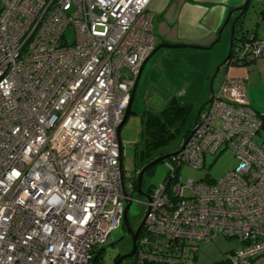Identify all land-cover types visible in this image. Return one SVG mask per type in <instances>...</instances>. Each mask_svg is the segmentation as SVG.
Masks as SVG:
<instances>
[{
	"label": "built area",
	"instance_id": "2783aa9c",
	"mask_svg": "<svg viewBox=\"0 0 264 264\" xmlns=\"http://www.w3.org/2000/svg\"><path fill=\"white\" fill-rule=\"evenodd\" d=\"M151 1L0 0V264H92L122 227L137 173L117 128L156 45ZM262 56L264 39L236 36L233 61ZM191 130L138 201L132 264H197L218 235L239 243L218 264H264V137L244 79L225 76ZM225 149L231 170L181 181Z\"/></svg>",
	"mask_w": 264,
	"mask_h": 264
},
{
	"label": "crops",
	"instance_id": "0c3cea01",
	"mask_svg": "<svg viewBox=\"0 0 264 264\" xmlns=\"http://www.w3.org/2000/svg\"><path fill=\"white\" fill-rule=\"evenodd\" d=\"M243 3L244 0H152L148 12L156 36L155 47L183 44L203 48L158 47L140 74L133 100L141 88L148 89L162 78L169 92L165 108L172 102L185 106L186 123L190 124L208 104L211 93L219 88L222 79L229 76L244 79L249 106L264 117V56L242 64L223 65L215 72L230 50V25L238 12L232 13L226 26L225 21L230 11H235ZM262 9L264 4L257 10L255 25L244 26L243 31L234 33L233 37L248 31L264 39V19H258ZM194 108L197 112L191 115ZM127 118L128 115L124 122ZM260 137H264V129Z\"/></svg>",
	"mask_w": 264,
	"mask_h": 264
},
{
	"label": "rangeland",
	"instance_id": "374dc122",
	"mask_svg": "<svg viewBox=\"0 0 264 264\" xmlns=\"http://www.w3.org/2000/svg\"><path fill=\"white\" fill-rule=\"evenodd\" d=\"M264 0H252L249 6V10L246 16L245 26L255 25L257 22V10L261 7ZM70 28L67 30V35L70 36ZM229 50V48H228ZM228 52V51H227ZM142 90L137 93V97L134 98L130 113L127 120L124 122L120 133L119 139L122 143V170L125 176H131L139 172V168L145 161V157L140 155V147L147 139V134L142 130V122L148 115L147 113H159L165 109L167 105V98L169 92L167 85L163 79L160 78L158 83L148 89L141 88ZM195 109V108H194ZM192 109L191 115L197 112V108ZM187 128V125L181 124L179 132L174 138L170 140L167 145L159 144L158 148H154L150 151V157H158L163 154L171 153L178 150L183 144V131ZM135 143V144H134ZM136 145V147H134ZM237 163L233 153L229 149H225L220 153L213 155H206L204 166L197 168L191 165H184L180 168L181 181L186 183L188 179L192 180H217L224 175L227 171L231 170ZM167 172L166 159L155 164L150 172L145 173L142 179V190L144 194H147L150 188L158 186L162 183ZM189 188L186 186L184 193L188 194ZM127 217L128 223L132 230H136L139 222L142 220L145 214V206L138 201H145L146 197L142 195H134ZM125 234L124 229L119 227L113 230L109 236L108 241L105 244L104 250L100 254V260L98 264H113V258L116 254L127 251L130 248V238L122 236ZM122 238V239H121ZM239 243L234 239H227L221 235H218L208 242L201 243L197 264H212L217 261H221L224 258V254L231 250L236 249ZM133 257L123 260L120 264H132Z\"/></svg>",
	"mask_w": 264,
	"mask_h": 264
},
{
	"label": "trees",
	"instance_id": "16d2710c",
	"mask_svg": "<svg viewBox=\"0 0 264 264\" xmlns=\"http://www.w3.org/2000/svg\"><path fill=\"white\" fill-rule=\"evenodd\" d=\"M260 17L258 16V19H264V9L259 11ZM237 35V34H236ZM236 39V36L233 37L232 44L230 46V56L229 59L226 62L225 66L230 65H237L242 64L244 62L249 61V59H246L242 63H238L236 61H233L232 58V49L233 44ZM175 103V102H174ZM148 115L142 122V130L147 134V139H145L144 143L140 147V155L141 157H145V162H143L142 166L139 168V170L146 165L149 161L154 159V157H150L149 153L154 148H158L160 146L159 144L167 145L172 138L176 136V134L179 132V127L181 124L187 125V128L183 131L182 136L183 140L188 137L190 134V130L192 127V124L196 118L190 123L187 124L186 122V116H187V110L185 106L178 105V104H170L165 109H163L158 114L153 113H147ZM262 120V129H264V117L260 116ZM152 168V167H151ZM151 168L145 171V173L150 172ZM136 182V181H135ZM103 251L100 250L96 253L92 264H98L100 260V254ZM216 264L219 263V261L214 262Z\"/></svg>",
	"mask_w": 264,
	"mask_h": 264
},
{
	"label": "water",
	"instance_id": "95a60500",
	"mask_svg": "<svg viewBox=\"0 0 264 264\" xmlns=\"http://www.w3.org/2000/svg\"><path fill=\"white\" fill-rule=\"evenodd\" d=\"M251 1L252 0H244V3L240 7H238L235 11H233V10L230 11V13H229V15H228V17H227V19L225 21V26H226V24L228 23L231 15H232V13L238 12L237 15L234 17L231 25H230V28H231L230 46L232 44V40H233L234 33L243 31V27L245 26L246 16H247V13H248L249 6H250ZM158 47H162V48H166V49H171V48H185V47H191V48H195V49L203 48V47H200L199 45L162 44L161 46H156L154 48L152 54L158 49ZM229 56H230V50H229L227 56L225 57V59L222 61V63L216 68L215 72H217L221 66L226 65V62L229 59ZM146 62H147V60L144 62V64H142V66L139 69V72H138V75H137V78H136L134 87H133L132 92H131L130 100L128 102V105L126 107V110L124 111L123 120H122L120 126L117 128V135L118 136H119V132H120L121 125L123 124L124 120L126 119L128 113H129V109H130V106L132 104L133 95H134V92H135V89H136V85H137L138 79L140 77V74H141L144 66L146 65ZM212 94H213V92L211 93V96H210V99L208 100V103L211 101ZM198 113H197V115H198ZM190 131H192V130H190ZM185 143H186V140H184V142L181 145V147ZM177 151L178 150H176L174 152H171V153H167V154L160 155V156L152 159L151 161H149L146 165H144L139 170V172H138V174L136 176V190H135V192H136L137 195L145 196V194H144V192L142 190V179H143V176H144L145 171L148 170L149 168L153 167L158 162L163 161L164 159L168 158L169 156L175 154ZM121 165H122V162L120 161V166ZM129 205H130L129 200H126L125 206H124V210H123V217H122V227H123V229L125 231V234L122 236V238L124 236H126V235H130L131 236V248H130V250L127 253L122 254L121 256H119L113 262V264H120L123 260L128 259V258H131L132 256H134L135 248H136V238H137V235H138V233H139V231H140V229H141V227L143 225V222H144V219H142L140 221V223L138 224V226H137V228H136L135 231H133L131 229V227L129 226L128 217H127ZM104 247H105V245H104ZM104 247L102 248L103 250H104Z\"/></svg>",
	"mask_w": 264,
	"mask_h": 264
},
{
	"label": "flooded vegetation",
	"instance_id": "af4514ba",
	"mask_svg": "<svg viewBox=\"0 0 264 264\" xmlns=\"http://www.w3.org/2000/svg\"><path fill=\"white\" fill-rule=\"evenodd\" d=\"M145 174V173H144ZM140 223V222H139ZM141 230V229H140ZM134 231V230H133ZM125 232V231H124ZM140 232V231H139ZM139 234V233H138ZM138 236V235H137ZM126 237H129L130 238V243H131V236L130 235H127ZM137 239V238H136ZM130 248H131V244H130ZM130 248L127 250V251H125V252H122V253H118V254H116L115 256H114V258H113V261H112V263L119 257V256H121L122 254H125V253H127L129 250H130ZM133 257V256H132ZM131 257V258H132Z\"/></svg>",
	"mask_w": 264,
	"mask_h": 264
},
{
	"label": "clouds",
	"instance_id": "9594fccd",
	"mask_svg": "<svg viewBox=\"0 0 264 264\" xmlns=\"http://www.w3.org/2000/svg\"><path fill=\"white\" fill-rule=\"evenodd\" d=\"M167 159V158H166ZM137 174H138V172H137ZM137 176V175H136ZM123 228V227H122Z\"/></svg>",
	"mask_w": 264,
	"mask_h": 264
},
{
	"label": "bare ground",
	"instance_id": "6f19581e",
	"mask_svg": "<svg viewBox=\"0 0 264 264\" xmlns=\"http://www.w3.org/2000/svg\"><path fill=\"white\" fill-rule=\"evenodd\" d=\"M138 75V74H137ZM136 81V80H135Z\"/></svg>",
	"mask_w": 264,
	"mask_h": 264
}]
</instances>
